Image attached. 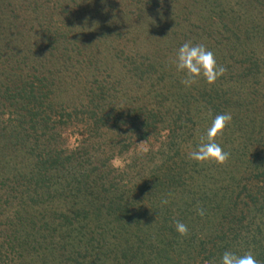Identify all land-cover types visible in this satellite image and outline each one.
Segmentation results:
<instances>
[{"label":"trees","instance_id":"obj_1","mask_svg":"<svg viewBox=\"0 0 264 264\" xmlns=\"http://www.w3.org/2000/svg\"><path fill=\"white\" fill-rule=\"evenodd\" d=\"M24 1L31 6L22 19L30 23L25 32L41 29L45 40L27 52L41 48L42 61L52 55L61 63L41 77L23 74L19 59L0 71L2 107L11 108L19 127L12 130L0 116V264H220L226 250L251 251L264 264V0L227 9L217 0H132L147 17L162 13L166 22L174 15L183 30H169L159 47L135 42L119 53L126 77L144 81L139 93L121 97L117 81L93 73L83 96L77 94L79 104L73 87L93 63L81 53L87 41L79 46L67 29L55 30L53 0ZM9 6L0 0V23L9 20ZM12 16L10 24L18 19ZM179 34L181 45L221 46L226 71L214 84L201 79L186 88L183 74L163 61ZM106 101L113 103L109 110ZM224 112L233 118L217 143L229 159L222 165L190 160L204 133L200 122ZM110 116L122 137L67 145L69 126L81 120L93 132ZM151 136L160 139L158 148L130 154L123 166L110 163L128 154L131 138ZM175 221L188 226V235L176 232Z\"/></svg>","mask_w":264,"mask_h":264},{"label":"rangeland","instance_id":"obj_2","mask_svg":"<svg viewBox=\"0 0 264 264\" xmlns=\"http://www.w3.org/2000/svg\"><path fill=\"white\" fill-rule=\"evenodd\" d=\"M217 1L219 5L221 4V8L226 9L229 6H234L236 1L240 2V0ZM8 2L10 3L9 8L11 10L9 14H11V16L8 18L9 20H5L4 22L0 23V71L3 69L8 71L10 70L9 67H16L14 63H16L15 61L18 59V69H20L23 74H26L29 77H32L33 75L40 76L42 74L49 75L53 72V70H58V64L61 62H58L59 60L57 56L48 55V57L46 55L45 58L50 59V62H48L44 60L42 61L44 57L42 55L43 52H41V48L38 50V52L34 51L35 53L33 54H31L33 50L30 51L31 53L27 52L29 48L36 47V44L37 46H41V44L45 41L41 39V29L33 30L31 34H27L25 32V29L29 27L30 23L27 24L23 20L26 19V16L28 17L31 6L28 5V2L26 1V3L24 0H8ZM54 2H56L55 6ZM130 3H133L132 0H109L107 2L106 0H53V2H50L51 6L53 7V21L56 24L55 30L63 29L66 31L67 29L69 37L73 39V36H75L79 46L83 41H87V45H82L85 49L82 47L80 48L82 50L81 53L85 58L90 59V61L93 62L91 64V71L86 73L89 77H86V74L80 77V80L78 81L80 82L78 85L79 87H73L72 96L74 104L80 103L79 98H77V94L83 96L82 89L85 88V83L87 80L92 79L91 74L93 73L96 74L99 79H103L105 77L108 79L109 77V79H112L115 82L117 81L119 85L116 86V89L118 90L120 96L121 94L124 96L125 93H131L132 89H138V85L140 86V84L143 87L144 81L135 84L136 81L133 78L126 77L124 67L121 64V59L124 58V55H121L122 50H128L135 42L137 46H139L140 43H142L140 45L141 47L145 45V49L148 48V46L149 48L154 46V48H156L159 47L160 44L164 43L166 35L169 34V30L175 29V31L178 30L179 33L181 30H183L179 27V25H183L182 20L179 19V22L177 18L174 17V15L171 14V17L169 19L167 18L165 22L163 18H160L162 13H159L156 15V17H147L145 14H149V11H144L141 8L139 9L138 4L129 5ZM123 11H132L135 15L134 17L131 15L130 17H127ZM12 15L18 18H15L16 22L14 24H10L9 22L12 20V18H14ZM23 24L25 27L21 26ZM17 25L18 28L15 27ZM32 27H34V25ZM136 35H138L137 39H139L141 35V41H136L137 39L135 40L134 37H136ZM145 35L147 36L145 37ZM181 37V34L177 35V38L171 45L173 46L171 51L165 50L167 56L163 58V61L171 65L174 72L177 71L173 61L176 50L181 45L178 44L181 40ZM141 50L143 51V48ZM212 51L214 52L219 64L221 62V46L220 51L215 47L212 48ZM90 52H94L96 54V59L94 61L93 59L89 58V54H91ZM120 52L121 54H119ZM84 57L81 56V58ZM23 60H25V62ZM34 68H36V70ZM58 75L62 76L64 75V72L62 71ZM71 75L74 74L72 73ZM69 84L72 85V82L69 81ZM142 87H140V89ZM65 88L66 87L64 86V89ZM137 92L138 91L135 93ZM111 100L113 101V98ZM118 103V106L120 107L122 103H120L119 98ZM106 104L107 106L104 107L105 110L107 107L109 110L113 105V103L110 105L107 101ZM10 109V107H8V109L2 107V102L0 101V112L3 111L0 116L2 119H4V124L9 125V127L14 130L13 128L18 127V120L11 114L12 112H10ZM108 110L106 113H108ZM79 121L78 124L75 123L73 126H69L65 130L64 137H66V143L69 147L75 145L76 141L78 142L79 140L83 139H85L86 142L90 141L91 144L93 139L96 141H105L107 139L110 141H116L117 135L118 137H122L118 128H115L120 124H116V126L112 127V125H114L113 116L109 117V123L106 127L93 130V132H90L87 128V125L85 126L82 124L81 120ZM210 125V122L207 123L203 121L200 122L199 128L205 132ZM86 133H88V135L90 134L91 136L87 137ZM99 134L100 137L96 138L99 136ZM89 137H93V139L91 140ZM131 141L133 143L132 147L134 148H129L128 154H125L123 158L115 157L110 162L113 166H123L125 163H128L130 154L136 153V155H139L140 153L142 154V152L146 153V150L150 149L149 147L158 148L160 145V139L158 136H151L149 137V140L146 141H136L134 138H131ZM98 146L100 149L103 148V144H99ZM0 150H2V148H0ZM18 151L15 150V153L22 155V151ZM25 161L27 162L28 160ZM205 163L207 164V162ZM42 225V221L40 222L37 219V226L40 227ZM39 231L40 234L43 232L42 229ZM115 240L119 241V239Z\"/></svg>","mask_w":264,"mask_h":264},{"label":"clouds","instance_id":"obj_3","mask_svg":"<svg viewBox=\"0 0 264 264\" xmlns=\"http://www.w3.org/2000/svg\"><path fill=\"white\" fill-rule=\"evenodd\" d=\"M173 63L176 71L183 74L181 83L186 88L192 87L201 79L212 85L226 71L218 64L212 50L203 43L194 44L191 41H186L177 48ZM232 118L230 112L215 115L211 125L200 135L195 148L189 152L188 158L197 163L224 164L229 159L230 153L217 143V137L223 134ZM167 203V200L162 201V204ZM197 214L203 216L204 210L198 208ZM175 230L180 236H186L189 232L188 226L181 221H175ZM220 264H259V261L251 251L239 255L234 251L226 250L220 257Z\"/></svg>","mask_w":264,"mask_h":264}]
</instances>
